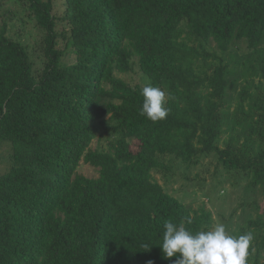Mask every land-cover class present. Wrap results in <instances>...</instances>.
Instances as JSON below:
<instances>
[{"label":"trees","instance_id":"obj_1","mask_svg":"<svg viewBox=\"0 0 264 264\" xmlns=\"http://www.w3.org/2000/svg\"><path fill=\"white\" fill-rule=\"evenodd\" d=\"M23 1L44 32L43 66L4 22L0 143L12 145L17 165L0 174V264H175L157 245L165 221L195 233L212 229L213 217L166 192L155 175L170 182L174 169L191 174L209 157L264 192V87L249 116L242 106L222 113L229 66L206 50L215 44L225 54L244 42L258 53L264 0H66L61 19L53 0ZM57 20L67 26L62 34ZM134 58L174 97L162 121L141 116L142 89L116 76ZM197 59L219 64L201 77ZM106 117L115 139L93 151ZM225 125L233 135L221 149ZM82 164L99 177L79 174ZM263 220L264 211L244 231L259 234L252 264H264Z\"/></svg>","mask_w":264,"mask_h":264},{"label":"rangeland","instance_id":"obj_2","mask_svg":"<svg viewBox=\"0 0 264 264\" xmlns=\"http://www.w3.org/2000/svg\"><path fill=\"white\" fill-rule=\"evenodd\" d=\"M53 14L61 19L64 17L66 0H53ZM7 23L8 37L13 41L22 43L28 50L36 64V69H41L43 59L41 58V43L44 32L36 23L29 8L23 0H0V26ZM57 32L67 30V26L61 20H57ZM208 53H215L217 57L224 58V63L229 66L227 78V89L224 99L222 113L232 116L240 111L239 106L244 108V116L250 115V106L262 92L264 87V45L260 47L258 53H252L246 43H241L238 47H232L228 52L222 54L214 44L206 46ZM198 60V59H197ZM197 60H195L197 62ZM196 70L198 76H211L214 67L219 62L198 60ZM131 70L126 74L116 72V76L124 80L132 87L143 88L151 85L158 87L142 72L139 62L134 58L130 62ZM160 88V87H159ZM161 89L165 91L162 87ZM106 117L98 123V133L91 145V149L108 150L115 139L113 134L114 123ZM241 136L236 137L240 143L244 142L241 129L236 130ZM233 133L229 126H224L223 136L219 147L225 149L226 144L231 141ZM132 148L136 149L135 144ZM17 164L12 159V145L7 142L0 143V174L9 173ZM175 170L172 181L166 182L163 177L155 175L157 181L164 187L165 191L176 197L182 203L190 206L193 210H198L201 206L206 207L212 213L213 227L217 224L225 225L230 235L239 236L244 234L250 221L257 220L264 211V192L260 188L250 186L249 177L239 170H227L216 157L203 159L201 164L190 173H182ZM79 174L88 178L99 177L98 170L82 164L78 170ZM190 174V175H189ZM189 176V179L186 177ZM189 180V181H188ZM264 221V220H263ZM211 230V229H210ZM250 231L253 232L251 229ZM255 233V232H253ZM262 233V232H261ZM254 240L249 249L247 264H252L255 252V245L259 234H253ZM264 236V229H263ZM264 258V253L262 254ZM136 264V263H132Z\"/></svg>","mask_w":264,"mask_h":264},{"label":"clouds","instance_id":"obj_3","mask_svg":"<svg viewBox=\"0 0 264 264\" xmlns=\"http://www.w3.org/2000/svg\"><path fill=\"white\" fill-rule=\"evenodd\" d=\"M143 96L141 116L152 122L167 118L169 99H174L161 88L151 85L141 90ZM188 223H192L189 217ZM254 240L252 231L239 236L230 235L225 225L217 224L207 231L193 233L171 220L165 221L161 236L162 254L165 259L176 257L175 264H247L249 249ZM146 250L149 245H144Z\"/></svg>","mask_w":264,"mask_h":264}]
</instances>
